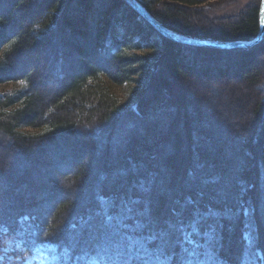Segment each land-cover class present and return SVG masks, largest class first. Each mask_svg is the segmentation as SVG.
Listing matches in <instances>:
<instances>
[{
    "label": "trees",
    "instance_id": "16d2710c",
    "mask_svg": "<svg viewBox=\"0 0 264 264\" xmlns=\"http://www.w3.org/2000/svg\"><path fill=\"white\" fill-rule=\"evenodd\" d=\"M102 1L0 0V83H21L0 94V136L28 155H46L55 137L75 130L93 140L102 158L98 175L86 168L70 174L72 200L32 209L16 199L19 182L10 179L21 170L15 173L13 160L0 154V187L11 195L0 198V264H23L45 244L85 264H264V37L249 48L184 45L162 36L124 0ZM135 1L187 37L248 41L259 27L261 0L216 26L202 12L216 0ZM17 9L22 19L13 22ZM56 33L57 53L48 46ZM46 47L52 61L41 62L51 74L43 79L52 75L57 84L42 95L34 67L16 70L28 65L20 55ZM142 50L158 53L128 54ZM130 82L135 108H120L108 84ZM167 134L186 152L163 183L150 152ZM59 148L30 190H50L44 171L70 150Z\"/></svg>",
    "mask_w": 264,
    "mask_h": 264
},
{
    "label": "rangeland",
    "instance_id": "374dc122",
    "mask_svg": "<svg viewBox=\"0 0 264 264\" xmlns=\"http://www.w3.org/2000/svg\"><path fill=\"white\" fill-rule=\"evenodd\" d=\"M100 1V0H97ZM108 1L109 0H103ZM102 1V2H103ZM257 0H216L215 4L213 6L214 9L211 10H203V18L204 20L208 21L211 26H216L221 23H224L226 21L232 20L237 18L246 8H248L252 3H256ZM117 7L116 9H118ZM22 19V14H20V11L17 9L15 11V17L13 19V22L19 21V19ZM15 31V23H12L10 26V31ZM58 33V32H57ZM56 33V41L54 43H50L48 46L55 48L54 50L57 53V49L59 48V42L60 40L59 35ZM58 35V36H57ZM253 39V38H252ZM250 39V40H252ZM70 39H67L68 42ZM248 40V41H250ZM71 42V41H70ZM61 44V43H60ZM49 47L46 48H39L35 49L30 52H25L24 54L20 55V63H24L27 65V67H21L17 68L16 72H24L26 68L34 67V78L38 81V88L39 93L42 95H46L48 92L52 91L54 88V85L57 84V82L52 79V75L50 78L46 81L43 79V76L47 75L51 71L46 68V65H44V62H41V59L43 57L48 58L50 60V53H49ZM48 49V50H47ZM62 52L66 51L65 49H61ZM65 53V52H64ZM67 54L65 55V58L71 60L72 62L75 60L74 56L67 50ZM158 52L156 51H148V50H142V51H129L128 54H136L137 56H140L141 58L147 59L149 57H153L157 55ZM49 57H48V56ZM212 56V55H211ZM213 60L214 58H207ZM38 60V62H41L40 65H35V62ZM215 60V59H214ZM145 61V60H144ZM48 64H51V62H48ZM36 66V67H35ZM50 71V72H49ZM197 76L194 78L196 79ZM136 78V77H135ZM133 79L134 81L137 79ZM205 79V78H204ZM51 82V84H49ZM111 93L114 95V97L118 101V105L120 108H132L134 109V102H135V93L134 90L137 88L136 83H123V84H108ZM21 86V83L19 82H5L0 83V94L12 92L13 90L19 89ZM240 96V95H239ZM118 126V125H117ZM177 127V126H176ZM20 131L34 134L38 132V129L30 128V127H23L20 128ZM162 137V139L156 144V152H150V155L154 156V169L156 170L155 173H158L160 177H162L163 183L169 182L168 178L171 177V174L173 175V169H175L173 166H175V161L178 158H183L185 156V152L182 145H173L171 143V137L168 136ZM56 145L53 147L50 144H53L52 142L44 146L46 149H49L48 147L52 146L47 152L46 155L43 153H25V150H19L16 149L12 144H10V140H8L5 136H0V154L2 156H5V158L9 159L11 158L13 160V164L16 171L21 172L16 175V178L13 176L10 178L11 180L14 179V182L17 181L20 188L18 190L19 195L16 196V199H21L23 203L31 202L29 207L32 209H39L44 208V202L47 201V204L50 205L51 203L55 205L59 202V199H67L72 200L75 197V192L72 189L73 187L68 186L70 181V174L76 173L78 168H86L89 170L92 174H97L100 170V165L98 163L101 161V150L100 148L96 147L95 150V144H90L91 138L85 137L84 135L80 134L79 132L72 130V134H66L62 133L59 134L57 137H55ZM81 141H83L81 143ZM68 145V146H67ZM92 146V147H91ZM61 150L65 147H69L70 150H66L63 156L61 157V160H59V166L54 168H49L46 173L44 171L45 175V186L47 188H50L49 191L45 187H42V191H32L30 190L31 187H29L28 184H31L34 182V180L37 178V173L41 171V168L44 167L47 168L46 164H48V161H50L51 152L54 150L60 149ZM63 147V148H62ZM152 150V147L151 149ZM178 156V158H177ZM29 160L35 159L33 162L23 164L28 162ZM176 158V159H175ZM24 159V160H23ZM113 160V159H112ZM179 160V159H178ZM24 166H20V165ZM19 167H23L19 168ZM3 168V167H1ZM5 172V171H3ZM42 172V171H41ZM9 175V173H7ZM6 174V175H7ZM5 175V174H4ZM69 175V176H68ZM65 176H68L69 179H65ZM43 178L44 176L41 174V176H38ZM8 179V178H6ZM9 180V179H8ZM66 180L68 182H66ZM5 183V182H4ZM2 183H0L1 185ZM13 184V183H12ZM11 184V185H12ZM26 184V185H24ZM24 185V187H23ZM59 186H66L64 191H60L57 187ZM70 187V188H69ZM8 186H6V189H1L0 187V198L5 199V197L11 196L10 194H6L8 192ZM9 188L13 189L12 186H9ZM30 190V191H29ZM29 192H32L31 194ZM57 192V194H56ZM6 194V195H5ZM16 194L15 191H12V195ZM30 194V195H29ZM49 195H54L53 197H56V199L52 200L49 199ZM20 197V198H19ZM260 207V203H259ZM246 239H249L248 232L246 231L244 233ZM23 264H85L84 257L80 255H73L70 254L68 251L64 249H56L49 245H41L37 247L36 249H33L32 253L25 256L23 259ZM89 264V263H88ZM90 264H96L90 262Z\"/></svg>",
    "mask_w": 264,
    "mask_h": 264
},
{
    "label": "water",
    "instance_id": "95a60500",
    "mask_svg": "<svg viewBox=\"0 0 264 264\" xmlns=\"http://www.w3.org/2000/svg\"><path fill=\"white\" fill-rule=\"evenodd\" d=\"M139 16L148 22L157 32L167 39L176 43L207 47L216 49H236L248 48L259 43L264 37V0L260 1L259 8V27L256 36L250 41H219V40H203L198 38L187 37L181 34L174 33L161 24H159L138 2L135 0H124Z\"/></svg>",
    "mask_w": 264,
    "mask_h": 264
},
{
    "label": "bare ground",
    "instance_id": "6f19581e",
    "mask_svg": "<svg viewBox=\"0 0 264 264\" xmlns=\"http://www.w3.org/2000/svg\"><path fill=\"white\" fill-rule=\"evenodd\" d=\"M249 48V47H248Z\"/></svg>",
    "mask_w": 264,
    "mask_h": 264
}]
</instances>
